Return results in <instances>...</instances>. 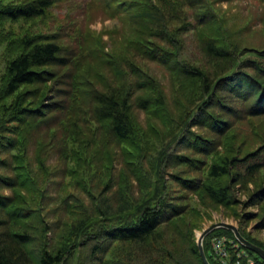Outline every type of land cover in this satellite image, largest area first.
<instances>
[{"label":"trees","instance_id":"trees-1","mask_svg":"<svg viewBox=\"0 0 264 264\" xmlns=\"http://www.w3.org/2000/svg\"><path fill=\"white\" fill-rule=\"evenodd\" d=\"M63 1L0 0V264H204L199 203L257 207L235 217L264 249L246 229L264 228V42L245 45L215 0H97L119 25L95 34L75 6L58 21ZM124 24L127 50H108ZM219 236L236 242L209 233L210 264Z\"/></svg>","mask_w":264,"mask_h":264},{"label":"rangeland","instance_id":"rangeland-1","mask_svg":"<svg viewBox=\"0 0 264 264\" xmlns=\"http://www.w3.org/2000/svg\"><path fill=\"white\" fill-rule=\"evenodd\" d=\"M102 1V0H100ZM84 3L87 2L84 6L87 7L88 12L85 13L84 10L79 9V4L77 3ZM63 4L60 8L53 9V13L56 14L58 21H63L62 15H64L67 8L70 6H75L76 10L73 8L70 9L71 15H76L77 20V27L82 26L85 27L86 31L93 32H100L103 27L113 28L119 25L118 22H115L109 16V11H107L103 7V2L98 4L97 0H70V1H63ZM215 7L219 9L221 12V16L225 18L227 24H232L236 26L238 29L243 28V33L238 34L242 37V42L245 45H261L264 42V4L258 0H215L214 3ZM246 27H249L252 31L247 32ZM131 31V26L127 24L122 25L120 36L119 33L116 35L114 34V41L112 42V47L108 48V50L112 49L114 52L126 51L127 46L125 42H122L123 37H127ZM114 33V32H112ZM123 35V37H122ZM103 39L105 41L108 40V34L103 35ZM2 49L0 47V71L3 68V57H2ZM184 57L194 63H201L203 57L202 53L199 50L196 42H193L190 37L186 38V48H184ZM149 72H152L153 75L157 78H160L161 82L163 83L164 87L167 88L171 87L172 81L170 80L168 74L163 72V68L157 64H151L149 67ZM163 72V73H162ZM144 117L140 116V120L143 121ZM263 124H261L260 120L255 118L251 120L250 125L248 126V130L252 129V132H249L253 138V143H256L257 137L254 135V130H261ZM245 128V127H244ZM243 135L241 138L246 135L245 129H241ZM247 132V129H246ZM253 183H250L249 186L252 187ZM237 195L240 197L241 200L245 198V192H237ZM201 207V213L197 217L187 218L190 219L189 225L192 228V232L194 235L195 242L197 243V238L199 237L200 233L209 225L215 222H228L237 225L238 221L235 217V213H243V212H253L255 214H259L257 207H249L247 211H242L237 208H232L229 210H225L221 207H217L216 205L212 204H204L203 206L199 203ZM259 223V217L254 216L251 220L246 223L247 231H250L251 234L259 241L264 243V228H259L257 225ZM253 264L255 261L253 260Z\"/></svg>","mask_w":264,"mask_h":264},{"label":"water","instance_id":"water-1","mask_svg":"<svg viewBox=\"0 0 264 264\" xmlns=\"http://www.w3.org/2000/svg\"><path fill=\"white\" fill-rule=\"evenodd\" d=\"M220 228H224V229L231 231L235 240L238 242V244L240 246H242L245 249L255 253L262 260H264V249L262 247L256 245V244L250 242L246 238H244L241 235L237 225H235L233 223H228V222H215V223H212L211 225H209L208 227H206L200 233L199 237L197 238V246H198L199 254H200V257H201L204 264H210V262L208 261V259L206 257L205 251H204V246H203L204 238L209 233H211L212 231H214L216 229H220Z\"/></svg>","mask_w":264,"mask_h":264},{"label":"built area","instance_id":"built-area-1","mask_svg":"<svg viewBox=\"0 0 264 264\" xmlns=\"http://www.w3.org/2000/svg\"><path fill=\"white\" fill-rule=\"evenodd\" d=\"M211 246L220 264H253V260L245 251L240 250L234 241L225 237L212 238Z\"/></svg>","mask_w":264,"mask_h":264}]
</instances>
